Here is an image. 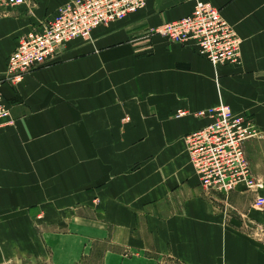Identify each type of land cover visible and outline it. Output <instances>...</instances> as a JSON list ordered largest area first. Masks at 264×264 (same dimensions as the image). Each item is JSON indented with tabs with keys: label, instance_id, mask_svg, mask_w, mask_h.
<instances>
[{
	"label": "crops",
	"instance_id": "obj_1",
	"mask_svg": "<svg viewBox=\"0 0 264 264\" xmlns=\"http://www.w3.org/2000/svg\"><path fill=\"white\" fill-rule=\"evenodd\" d=\"M68 1L0 8V77L19 40ZM198 1L237 31L240 65L215 66L153 34ZM18 82L3 86L0 264H84L97 243L103 264H264L227 234L185 142L211 122L196 114L218 106L264 129V0H147Z\"/></svg>",
	"mask_w": 264,
	"mask_h": 264
},
{
	"label": "built area",
	"instance_id": "obj_2",
	"mask_svg": "<svg viewBox=\"0 0 264 264\" xmlns=\"http://www.w3.org/2000/svg\"><path fill=\"white\" fill-rule=\"evenodd\" d=\"M99 1L103 0H73L60 9L56 19L42 33L23 37L9 58L8 79L19 83L26 73L55 60L66 44L80 38L90 39L96 29L122 21L147 4V0H104V8L93 11L92 3ZM115 6L120 8L115 9ZM101 12L106 18L92 26L89 16L96 19ZM153 34L173 43L196 47L200 56L215 66L240 65L242 61V39L211 3L198 1L191 15L167 23ZM54 39L58 41L59 50L48 60L42 55L47 49L44 44L50 47ZM34 51L42 56H36L30 62L27 55ZM196 115L211 120L206 127L185 138L191 164L202 188L208 194L229 196L239 189L250 191L264 187L256 183L245 151L247 143L257 136L255 122L227 106L209 108ZM10 118L0 83V126L8 125ZM233 155L237 156L235 160L231 159ZM263 205L264 199L259 198L257 207Z\"/></svg>",
	"mask_w": 264,
	"mask_h": 264
},
{
	"label": "rangeland",
	"instance_id": "obj_3",
	"mask_svg": "<svg viewBox=\"0 0 264 264\" xmlns=\"http://www.w3.org/2000/svg\"><path fill=\"white\" fill-rule=\"evenodd\" d=\"M71 1L73 0H69L68 2L60 6L57 9V12L52 19L41 24L39 27L33 30L32 33L24 37L33 36L35 34L42 33L45 30L46 26L50 22L54 21V19H56L60 9L66 6ZM24 5L29 6L30 8H34L35 3L33 2V0H0V8L6 7L9 9H18ZM114 8L119 9L120 6H115ZM21 39L19 40V43ZM44 46H46L47 49L42 55L48 57V60H50L51 57L53 58L54 54L57 52V50H59V44L56 39L51 41L50 47L45 44ZM40 55L39 53L34 51L32 54L29 53L27 55V60L31 62L34 57ZM9 58L7 59L6 70L3 73V75L1 74L2 76L0 77L2 92H3V86L5 84L13 83L11 80L8 79V75H7ZM255 127L257 130V136L247 143L245 147V151L252 170V174L256 179V183L262 186L264 185V129L259 127L258 122L257 123L255 122ZM236 157H237L236 155H233V158L231 159L235 160ZM206 194L210 200H213L217 205H220L222 207L220 211L223 210L224 217L226 218L227 234L235 233L237 236L241 237L242 248L245 247L246 249H248L249 247L252 246L264 254V205L257 207V200L259 198L264 199V187L255 188L254 190H250V191L234 192L231 193L229 196L219 193L208 194L206 192ZM141 236H145L146 240L147 241L149 240L147 233L144 232L141 234ZM237 236L236 237L234 236L235 239L233 238V236L231 235L229 236L230 239L227 240V242H229L230 248L231 247L233 248L234 246L237 248V244H238ZM148 243L150 245V242ZM95 247L97 248V253L95 257L86 258L84 264H103V257L107 245L103 243H97ZM242 254L244 255V257H246L245 255H247L248 252H243ZM35 264H49V262L45 261ZM160 264H183V263L177 260H173L170 257H164L160 261Z\"/></svg>",
	"mask_w": 264,
	"mask_h": 264
},
{
	"label": "bare ground",
	"instance_id": "obj_4",
	"mask_svg": "<svg viewBox=\"0 0 264 264\" xmlns=\"http://www.w3.org/2000/svg\"><path fill=\"white\" fill-rule=\"evenodd\" d=\"M92 7H93V11H101L104 8V0L99 1L98 3H92ZM101 18L102 19L106 18L103 12L99 13L96 19L93 16H89V19H91V25L94 26L95 23L99 21ZM216 20H218V17H216ZM215 24H217V22H215Z\"/></svg>",
	"mask_w": 264,
	"mask_h": 264
}]
</instances>
